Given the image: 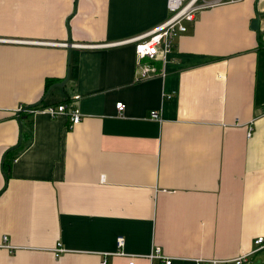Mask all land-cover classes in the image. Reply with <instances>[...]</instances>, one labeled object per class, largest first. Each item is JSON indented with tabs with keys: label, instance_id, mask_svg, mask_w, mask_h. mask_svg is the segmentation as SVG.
Here are the masks:
<instances>
[{
	"label": "crops",
	"instance_id": "0c3cea01",
	"mask_svg": "<svg viewBox=\"0 0 264 264\" xmlns=\"http://www.w3.org/2000/svg\"><path fill=\"white\" fill-rule=\"evenodd\" d=\"M168 14L166 0H0V264H163L156 247L210 264L264 237V0L196 11L139 79L126 39ZM69 49L41 103L82 118L28 109L5 153L16 107L65 76Z\"/></svg>",
	"mask_w": 264,
	"mask_h": 264
},
{
	"label": "built area",
	"instance_id": "2783aa9c",
	"mask_svg": "<svg viewBox=\"0 0 264 264\" xmlns=\"http://www.w3.org/2000/svg\"><path fill=\"white\" fill-rule=\"evenodd\" d=\"M238 0H166V6L169 11L168 16L158 25L152 27L148 31L132 36L127 41H130L134 45V51L137 58L136 70L137 77L140 79L149 77L158 73L157 67L152 60L160 59L163 63L166 60V56L171 51L175 38L186 30L184 21L194 19L196 11L212 6L214 4L223 2H233ZM74 99H78L79 95L74 94ZM23 105L19 104L16 107L17 111L23 109ZM117 115H123L125 103L123 101H117L115 103ZM32 109V108H29ZM39 111H44L50 116H55L60 113H66L71 125L79 122L82 118V112L78 106L68 102H59L56 104H46L37 108ZM152 118L158 117V112L153 110L150 112ZM252 131V125L247 126V135H250ZM6 238V236H4ZM125 237L122 234L116 236L117 249L115 253L125 254L129 257V263H133V255H128L122 250ZM254 248L237 255L236 257L220 259L212 258L208 259L210 264H243L250 262V256L264 247V237L259 235L254 238ZM62 250L59 244L56 245L55 251L58 254ZM151 256H156L162 259L163 264H172V257L165 256L161 253L160 247H156L154 253ZM100 264H107V257L104 255Z\"/></svg>",
	"mask_w": 264,
	"mask_h": 264
},
{
	"label": "water",
	"instance_id": "95a60500",
	"mask_svg": "<svg viewBox=\"0 0 264 264\" xmlns=\"http://www.w3.org/2000/svg\"><path fill=\"white\" fill-rule=\"evenodd\" d=\"M255 22H256V20H255ZM67 43H68V44H71L70 39H68ZM69 53H70V49H69V51H68V61H67V67H66V74H65V76H64L60 81H56V82L51 83V84L47 87L46 91L43 93V95L41 96L40 99H38L37 101H35V102H33V103H30V104L25 105V106L23 107V109H21L20 111H18V115H19V113H20L22 110H28L29 108H33L34 106L40 104V103L43 101V99L45 98V96L50 92V90H51L53 87H56V86H58V87H63V86H64V83H65L66 80L68 79L69 71H70V67H69V55H70V54H69ZM18 127H19V131H18V140H17V142H16L14 145H12L11 147H9V148L5 151V153H6L7 151L11 150V149L17 148V147L20 145L21 141H22V130H23V129H22V120L20 119L19 116H18ZM5 153H4L3 157H2V165H3V163H4V156H5ZM2 169H3V168H2Z\"/></svg>",
	"mask_w": 264,
	"mask_h": 264
},
{
	"label": "trees",
	"instance_id": "16d2710c",
	"mask_svg": "<svg viewBox=\"0 0 264 264\" xmlns=\"http://www.w3.org/2000/svg\"><path fill=\"white\" fill-rule=\"evenodd\" d=\"M51 84V81L48 79V81H47V83H46V89H47V87L49 86ZM45 89V90H46ZM44 104H42V103H40V104H38V105H36V106H34V107H39V106H43ZM19 117H20V119L21 120H23L26 116H27V113H26V110H22L20 113H19V115H18ZM22 136H23V132H22ZM9 154L6 156V160H8L9 159Z\"/></svg>",
	"mask_w": 264,
	"mask_h": 264
}]
</instances>
